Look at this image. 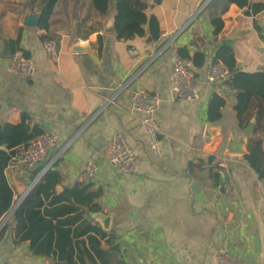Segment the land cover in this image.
Returning a JSON list of instances; mask_svg holds the SVG:
<instances>
[{
	"label": "crops",
	"instance_id": "0c3cea01",
	"mask_svg": "<svg viewBox=\"0 0 264 264\" xmlns=\"http://www.w3.org/2000/svg\"><path fill=\"white\" fill-rule=\"evenodd\" d=\"M41 2L0 0V124L25 117L30 128L56 135V145L34 168H9L8 161L4 174L13 192L12 207L53 159L49 169L59 175L58 192L77 182L99 190L95 201L100 211L84 215L106 232L101 247H117L114 253L126 264H215L220 247L239 256L240 264L264 262V177L244 159L248 140L260 131L254 118L245 128L238 126L236 92L226 82L218 95L224 99L221 116L209 122L207 106L215 92L205 80L226 39H233L229 47L239 70H264V9L247 15L246 8L229 4L220 15L222 28L214 34L208 6L198 11L205 0H148L146 14L155 17L158 36L145 24L144 36L117 40L110 32L114 11L99 15L90 0H57L46 29L24 26L25 15L39 14ZM250 2L264 5V0ZM147 35L152 38L148 44ZM48 40L56 45L55 55L46 51ZM172 46L189 56L203 54L200 67L192 63L199 84L191 101L175 99L170 90ZM12 49L30 59L29 78L6 69ZM133 88L160 98L158 148L150 147L140 114L131 109ZM106 97L112 100L102 106ZM206 127L213 129L210 137ZM117 132L125 135L134 154L135 173L110 165L103 154ZM89 159L96 170L91 180L81 182ZM211 161L214 166H208ZM12 207L0 225V264H51V258L31 253L29 240L19 239ZM102 215L108 216L106 228Z\"/></svg>",
	"mask_w": 264,
	"mask_h": 264
},
{
	"label": "trees",
	"instance_id": "16d2710c",
	"mask_svg": "<svg viewBox=\"0 0 264 264\" xmlns=\"http://www.w3.org/2000/svg\"><path fill=\"white\" fill-rule=\"evenodd\" d=\"M57 0H42L39 9L38 27L46 29L48 18ZM161 0H152L154 4ZM93 9L102 16L114 11L113 27L117 40H129L145 35L144 25L148 24L151 35L158 36V25L154 16H147L148 0H90ZM229 4L246 8L247 15H254L264 9L261 3L250 0H209L212 12L210 23L213 33L217 34L223 25L220 17ZM19 38L10 41L14 45ZM179 54L192 61L194 67L203 64L202 53L189 56L185 49ZM14 51V49H12ZM214 60H221L230 72L226 84L236 92L234 110L238 126L245 128L252 118L260 131L248 140L244 159L256 172L264 177V70L257 72L241 71L236 66L232 49L222 44L214 54ZM224 99L213 94L207 106L209 122L218 120ZM41 130L30 128L25 117L18 123L0 124V218L8 212L13 203V192L4 174L7 163L20 145L39 135ZM38 170L32 173L36 175ZM217 176V174H216ZM59 175L48 169L41 179L14 208L15 232L20 240H29L34 255L51 258V264H126L113 250L101 247L106 232L85 217V211L98 212L100 207L95 201L99 190H91L90 184L75 183L60 192L56 190Z\"/></svg>",
	"mask_w": 264,
	"mask_h": 264
},
{
	"label": "built area",
	"instance_id": "2783aa9c",
	"mask_svg": "<svg viewBox=\"0 0 264 264\" xmlns=\"http://www.w3.org/2000/svg\"><path fill=\"white\" fill-rule=\"evenodd\" d=\"M203 5L198 9L200 11ZM193 18V15L166 41V45L172 43L175 35L185 28ZM48 55H55L56 45L53 40H48L45 45ZM130 51L137 54L135 47H131ZM172 65L170 75V90L173 97L177 100L191 101L197 97V87L199 78L194 73L192 62L188 58L182 57L175 46L171 47ZM158 51L149 55L147 63L154 59ZM8 72L20 79L29 78L32 74V64L24 53L17 49L14 51L6 64ZM230 76V72L226 65L221 60H212L206 70L205 80L217 95H221L223 84ZM127 80L124 82L126 83ZM112 97H106L103 105L111 102ZM131 109L140 114V125L145 130L148 142L151 148H158L160 145V136L162 131L155 119V113L159 108L160 98L148 91L140 88H133L130 93ZM56 145V135L51 132H42L35 136L25 145H20L15 149V152L9 159L8 167L18 169L25 167L28 169L34 168L37 164L44 161L49 151ZM103 154L107 162L117 167L124 173H135L136 162L134 154L126 141L125 135L121 132L115 133L105 144ZM53 159L47 160L45 166L33 179L28 186L25 194L41 179L43 174L50 168ZM211 161L208 166H214ZM96 165L93 160L89 159L85 162L80 173L79 179L81 182H88L92 179ZM19 198L13 205L14 209L22 200ZM6 216L0 221V225L5 223ZM215 264H240V258L237 255L230 253L226 248L220 247L215 254ZM253 264H264V262H255Z\"/></svg>",
	"mask_w": 264,
	"mask_h": 264
},
{
	"label": "water",
	"instance_id": "95a60500",
	"mask_svg": "<svg viewBox=\"0 0 264 264\" xmlns=\"http://www.w3.org/2000/svg\"><path fill=\"white\" fill-rule=\"evenodd\" d=\"M208 2H209V0H205V3L203 4V7H205V5H207ZM39 20H40V15L39 14H37V13H28L27 15H25V17L23 19V25L26 26V27L35 28V27L38 26ZM110 32L111 33L114 32V27H112L110 29ZM151 40H152V38H151L150 35H147L144 38V42L146 44L151 42ZM225 44L227 46H232L233 45V39H226L225 40ZM80 49H83V47L82 46H77L76 47V50H80ZM205 133H206L207 137H210L211 133H213V129H211L210 127H206L205 128ZM57 189L60 190L61 188L58 186ZM107 222H108V216L107 215H102L101 216V223H102L104 228H106Z\"/></svg>",
	"mask_w": 264,
	"mask_h": 264
}]
</instances>
